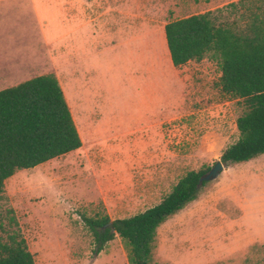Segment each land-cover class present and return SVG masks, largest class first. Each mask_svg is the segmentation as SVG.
<instances>
[{"label":"rangeland","instance_id":"1","mask_svg":"<svg viewBox=\"0 0 264 264\" xmlns=\"http://www.w3.org/2000/svg\"><path fill=\"white\" fill-rule=\"evenodd\" d=\"M235 1L0 0V90L54 75L82 136L4 181L0 211L12 209L34 264H128L117 236L98 251L85 218L155 205L236 140L241 103L220 91L215 60L175 68L163 35L168 21ZM230 168L157 228L150 264H264V240L240 247L245 229L264 231V154ZM237 192L249 205L238 224Z\"/></svg>","mask_w":264,"mask_h":264},{"label":"trees","instance_id":"2","mask_svg":"<svg viewBox=\"0 0 264 264\" xmlns=\"http://www.w3.org/2000/svg\"><path fill=\"white\" fill-rule=\"evenodd\" d=\"M163 35L173 67L215 60L220 91L241 103L237 138L219 156L223 167L264 154V0H237L168 21ZM80 140L54 75H37L1 89L0 198L4 181L15 171L74 151ZM208 169L185 172L158 203L131 216L85 218L98 251L117 236L127 247L128 264H150L157 228L196 200L205 183L197 187L198 178ZM0 264H34L10 208L0 211Z\"/></svg>","mask_w":264,"mask_h":264},{"label":"crops","instance_id":"3","mask_svg":"<svg viewBox=\"0 0 264 264\" xmlns=\"http://www.w3.org/2000/svg\"><path fill=\"white\" fill-rule=\"evenodd\" d=\"M59 11H65V9L63 8V6H60L59 7ZM83 23V22H82ZM60 38V37H59ZM62 38V37H61ZM162 45H164V43H162ZM59 54H70L69 52H67V48L65 45H62L60 46V51H59ZM127 54H130L129 52H127ZM189 64H192L194 65L195 63L194 62H187L185 65H182L180 66L179 68H182V67H185V66H188ZM150 66L152 67L153 64H150ZM2 82V77H1V74H0V84ZM59 84V83H58ZM60 86V85H59ZM61 88V91H62V94H63V97L65 99V102L68 106V109H69V112H70V115H71V118L73 120V123H74V126H75V129L77 131V134L79 136V139L80 142L82 141V136L80 135L79 131H78V125L76 124L77 122L74 120L73 116H72V111H70V101L66 99V94L69 95V91H63V88L60 86ZM74 109L76 112H79V114L82 113V111L80 110V108H77L74 106ZM86 113V111H85ZM141 115H144V112L143 110H141V113H140V116ZM79 122H81V118L78 120ZM80 129H82V126L79 125ZM77 150V149H76ZM75 151V150H74ZM253 160V159H252ZM250 161V160H249ZM240 164V163H239ZM237 165V164H236ZM231 168L230 167H227L226 170L225 168H223V170L221 171V173L224 172V175H227V173H230V172H227L229 171ZM221 173L217 176V178L221 175ZM219 179V178H218ZM222 181V180H220ZM223 182V181H222ZM236 195L234 197H231L229 200L234 203L233 205H235V207L237 208L238 212H239V215L238 217L235 219V222H238L241 221L245 215L247 216V210H249V205L247 203H245V199L244 197L242 196V194L240 192H237L235 193ZM241 237L244 236L245 240L243 242H241V246H244V245H248L250 243H253V242H259V241H263L264 240V231H253L251 230L250 228H247L243 231V234H240ZM239 247V248H240Z\"/></svg>","mask_w":264,"mask_h":264},{"label":"water","instance_id":"4","mask_svg":"<svg viewBox=\"0 0 264 264\" xmlns=\"http://www.w3.org/2000/svg\"><path fill=\"white\" fill-rule=\"evenodd\" d=\"M223 170V165L220 163L219 160H216L213 165L208 169L207 172L202 174L197 181V187H199L203 182H209L211 180H214L219 173ZM109 225V223L105 224L104 227ZM113 231V229H111Z\"/></svg>","mask_w":264,"mask_h":264}]
</instances>
